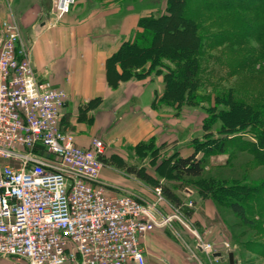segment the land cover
I'll return each instance as SVG.
<instances>
[{
    "label": "crops",
    "instance_id": "crops-1",
    "mask_svg": "<svg viewBox=\"0 0 264 264\" xmlns=\"http://www.w3.org/2000/svg\"><path fill=\"white\" fill-rule=\"evenodd\" d=\"M54 1L0 0V22L14 20L19 25L22 44L29 49L38 77L65 90L61 125L73 131L76 143L89 147L90 140L98 137L106 146L102 160L119 158L131 166L148 164L144 153L149 152V144L162 153L191 154L198 115L158 101L164 86L162 74L150 71L147 64L140 77L116 83L108 79V58L123 41L133 39L139 18L150 14L152 8L139 0H75L69 13L57 19ZM103 162L99 182L108 184L112 193L122 190L156 202L157 215L169 217L143 238L149 264H229L227 257L222 259L229 251L225 247L230 236L224 213L236 216L211 193L200 191L195 179L197 189H184L185 195L176 178L169 179L158 170L160 164L167 163L159 158L155 169L147 171L178 200L171 202L163 196L157 201L154 189L143 183L146 181ZM209 163L217 169L208 171L206 164L205 173L223 176L220 167L225 162L211 159ZM214 251L221 256L214 257Z\"/></svg>",
    "mask_w": 264,
    "mask_h": 264
},
{
    "label": "built area",
    "instance_id": "built-area-1",
    "mask_svg": "<svg viewBox=\"0 0 264 264\" xmlns=\"http://www.w3.org/2000/svg\"><path fill=\"white\" fill-rule=\"evenodd\" d=\"M74 2L55 0L56 18ZM0 31V257L149 264L143 238L169 217L157 215L156 202L99 182L104 141L76 143L61 125L65 90L38 77L14 20H2ZM154 190L161 200V187Z\"/></svg>",
    "mask_w": 264,
    "mask_h": 264
},
{
    "label": "trees",
    "instance_id": "trees-1",
    "mask_svg": "<svg viewBox=\"0 0 264 264\" xmlns=\"http://www.w3.org/2000/svg\"><path fill=\"white\" fill-rule=\"evenodd\" d=\"M214 49L218 66L235 79L223 93L215 95L216 104L224 108L204 117L203 124L220 120L222 130L252 133L255 141L233 138V148L236 152L249 153L250 166H264V0H165L164 11L140 17L133 39L123 41L108 58V79L116 83L140 77L149 64L150 71L163 75L159 102L177 108L183 104L193 106L204 56ZM162 67L166 68L165 72L161 71ZM198 151L195 147L188 156H173L172 173L195 179L200 191L211 193L243 226L254 227L255 217L264 214L261 197L264 179L256 186L245 185L253 194L238 198L230 189L229 177L204 176L206 159ZM219 151H225L223 142ZM103 161L144 181L149 179L142 168L127 165L119 158L116 162L114 159ZM160 187L168 200H178L168 186L161 184ZM251 198L257 203L256 209L249 201Z\"/></svg>",
    "mask_w": 264,
    "mask_h": 264
},
{
    "label": "rangeland",
    "instance_id": "rangeland-1",
    "mask_svg": "<svg viewBox=\"0 0 264 264\" xmlns=\"http://www.w3.org/2000/svg\"><path fill=\"white\" fill-rule=\"evenodd\" d=\"M144 6L152 8L154 14H159L164 11L165 0H139ZM255 44L254 41H251ZM217 50H209L204 56L203 63L200 69V81L195 89V102L193 106L183 104V110L197 113L198 121V133L197 137L193 138L190 142V146L199 148L198 155L206 159V164L209 165V170L217 169L210 166L209 160L218 159L225 162L224 167H220L223 170V176L229 177V186L231 191L235 195L246 196L253 194L252 190L244 188L248 183L256 186L261 179H264V166H250L248 160L251 158L249 153L235 151L233 148V138L240 140H248L250 142L255 141V137L248 131L237 129L234 132L222 130L220 128L221 122L217 120L213 123L203 124V118L212 116V113L217 112L219 109L224 108L222 104H216L215 95L223 93L224 89L234 83V77H228L224 68L218 66V62L214 56H216ZM212 55V56H211ZM211 56V57H210ZM170 66H173L172 64ZM162 72L166 71L165 67L161 68ZM206 127V128H205ZM225 145V151L221 153L219 146L221 143ZM155 146V145H154ZM149 152H143L147 154L148 164L146 166H136L142 168L144 171L147 169L154 170L157 160L159 158L167 160V163L160 164L157 168L162 173L168 175L169 179L176 178L179 182V188L186 195L184 189H197L193 184V179L190 181L184 177L175 176L170 171L169 163L173 159V156L178 155L176 153L169 154V151L161 152L158 147L154 149L152 144L148 145ZM118 158H114L116 162ZM149 174V173H148ZM208 172L204 174L207 177ZM146 185H150L153 189L160 184H156L153 181V177L149 175V179L143 182ZM122 193L124 191L120 190ZM120 192V193H121ZM155 192V190H154ZM131 194V193H130ZM261 197L264 199V193H261ZM241 200V199H239ZM250 203L254 204L256 209L257 203L253 198L249 199ZM259 211V210H258ZM259 214V213H258ZM256 216V225L254 227L243 226L238 219L233 217L231 213H224V217L230 223V236L229 243L225 249L234 253L235 259L240 264H264V214ZM218 251H223L218 250ZM0 264H26V262L18 260L16 258H3L0 257Z\"/></svg>",
    "mask_w": 264,
    "mask_h": 264
},
{
    "label": "water",
    "instance_id": "water-1",
    "mask_svg": "<svg viewBox=\"0 0 264 264\" xmlns=\"http://www.w3.org/2000/svg\"><path fill=\"white\" fill-rule=\"evenodd\" d=\"M212 255L214 257H219V256H221V252H213ZM226 257L228 258L229 264H234L236 262V259L234 257V253L232 251H227V254L225 256H223L222 259H224Z\"/></svg>",
    "mask_w": 264,
    "mask_h": 264
},
{
    "label": "bare ground",
    "instance_id": "bare-ground-1",
    "mask_svg": "<svg viewBox=\"0 0 264 264\" xmlns=\"http://www.w3.org/2000/svg\"><path fill=\"white\" fill-rule=\"evenodd\" d=\"M214 252H216V251H214Z\"/></svg>",
    "mask_w": 264,
    "mask_h": 264
}]
</instances>
